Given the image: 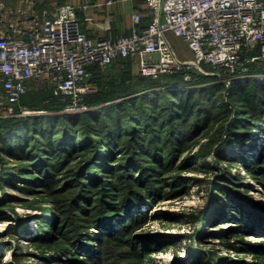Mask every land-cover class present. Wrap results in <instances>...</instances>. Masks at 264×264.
<instances>
[{
	"label": "rangeland",
	"instance_id": "374dc122",
	"mask_svg": "<svg viewBox=\"0 0 264 264\" xmlns=\"http://www.w3.org/2000/svg\"><path fill=\"white\" fill-rule=\"evenodd\" d=\"M30 1L0 0V30L8 28L12 21H24L30 16L40 22L50 12L47 9L43 14L38 8H30ZM38 1L37 6L44 7L45 10L46 5L55 0ZM172 45L180 60L191 59L183 41L175 37ZM130 64L126 69L130 74L129 80L136 83L137 78H140L137 76L136 63L131 60ZM258 66V71L252 70V73L263 77L264 62ZM108 67L103 68V71L108 72ZM119 69L118 67L112 72L118 76L121 72ZM259 80L248 85H264V78ZM101 87L97 86L96 92L91 95L97 94ZM162 87H156L159 93H150L151 100L154 99L153 96H161ZM171 88L187 91L183 86V89L181 86ZM223 92L222 100L229 103L228 94ZM35 93H39L36 87L30 86L17 108H29L22 105V101ZM142 93L144 92L139 91L130 97L137 99ZM45 97L42 96V107L34 111L45 112L40 117L60 114V111L46 109L50 99ZM113 102L115 101L99 104L97 108ZM117 110L116 114L122 115V129L125 132L128 124L125 108ZM44 122L48 128L51 126L53 133L50 139L56 142V146H67L68 143L61 138L60 129L56 126L59 124L49 120ZM139 125L142 127L143 124L137 123L135 126L140 128ZM225 126L226 121L222 118L208 124L179 152L175 165L170 168L169 157L166 155L171 146L167 145L164 137L162 141H157L156 144L166 153V171L164 167L161 170L162 166L156 165L147 154L139 155L146 159L142 162L144 168L155 166L161 171L160 180L149 179L152 180V185L149 181L147 183L148 186H153V191L159 196L155 195L148 202L131 208L128 217L111 223V229L100 230L84 224L87 230L82 240L87 243V248L72 247L69 236L62 235L58 225L60 211L68 209L67 204H71L73 194L83 189L81 185L85 182L81 181V175L78 174L89 160L88 155L82 156L86 150L83 153L74 151L72 160L62 166L59 162L66 156L65 153L52 155L41 151L44 155L41 156L50 165L48 169L54 174L48 182L30 162L38 156L39 146L45 145L46 141L40 134L48 133L47 130L39 127L34 131L33 127H29L24 133L27 138L24 148L17 147L20 140L12 144L14 153L22 154L23 150V159L10 155L9 146L3 147L6 143L3 134L4 138L0 140V264H83L85 260H88L87 264H264V251H260L264 247V179L257 178L258 175L252 171L254 162L258 161L264 147V128L255 133L254 137L238 138L230 146L229 153L217 162L214 152L218 148L219 133H223ZM73 140L77 147L88 142L83 134L73 135ZM117 142L120 143L121 140L118 139ZM101 143L98 150L101 156H106L107 168H112L113 164L118 165L123 160L118 158L123 153L119 151L125 150V145L115 146L112 155H107L105 143ZM203 155L206 159H200ZM122 156L124 158L125 154ZM100 167L95 164L89 170L101 178L99 182L102 184L109 181V177H105V170L99 171ZM144 168L139 171L138 167H133L132 182L144 175ZM117 176L121 178L120 173ZM88 181V185L96 187ZM47 185L51 188H47ZM117 188L118 192L109 194L120 200L128 187L123 183ZM135 189L136 186H132V190ZM99 199L100 189L91 196L90 203L84 205L86 209L90 208L87 215L95 211ZM238 204L241 206L239 209ZM248 214H256L258 217L251 229L244 225ZM46 220L50 223H46ZM7 222L11 223L10 226L3 227ZM127 226L129 229L124 232ZM119 230L125 234V243H112L107 239L106 233ZM10 233H14V236H10ZM39 233H53L50 236L51 243L38 242ZM9 253L11 258L4 260Z\"/></svg>",
	"mask_w": 264,
	"mask_h": 264
},
{
	"label": "trees",
	"instance_id": "16d2710c",
	"mask_svg": "<svg viewBox=\"0 0 264 264\" xmlns=\"http://www.w3.org/2000/svg\"><path fill=\"white\" fill-rule=\"evenodd\" d=\"M130 63V59L118 60L108 67V72L103 71V69L97 66L89 69L94 78L93 81L96 82L97 86L102 87L97 94L89 95L85 98V103L91 108L87 113L58 114L42 117L32 116L0 122V140H2L1 138H6V143H4L3 147L9 146L11 148L9 150L10 155L21 159L24 158L23 150L22 154L21 152L14 153L12 144L20 140L17 147L26 145L27 138H25L24 133L29 127H33L34 131L39 127L47 130L48 133L40 134L43 137L42 139L46 141L45 145L41 144L39 146L38 156L30 162L42 174V177L47 178L48 182L54 174L48 169L50 165L41 156L43 155L41 151L52 155L59 154L60 152L65 153L66 156L62 157L59 162L60 166H62L69 160H72L74 151L77 153L82 151L83 153V150H86L82 156L88 155L87 158L89 160L78 174L81 175L79 176L81 181L85 182L84 185H81L83 189L73 194L71 204H67L68 209L65 211L59 210L58 225L61 228L60 232H62V235L69 236V242L72 247L87 248V243L82 240L85 230H87L86 225L100 230L103 228L111 229V223L128 217L131 208L146 203L149 198L158 195L156 191H153V186H151L152 180L149 179L160 180L161 171L156 169L155 166H146L149 168H144L145 166L142 162L146 159H144V156L141 157L139 155L147 154L156 165L162 166L161 170H163L166 163L165 158L168 156V167L170 168L175 165L179 152L191 140L196 138L208 124L216 121L217 118H222L226 121V126L223 133H219L218 148L214 152V157L218 162L229 153L230 146L238 138L243 136L254 137L255 133L264 128V85L242 86L239 83H234L228 90L229 103H225L222 100L223 86L212 82L210 78L206 77H201L199 83L187 91L171 88L183 85L184 82L180 75L165 76L161 80L140 77L137 78L136 83H132V80H129L130 74L126 70L131 65ZM118 67L121 72L117 76L112 71ZM251 68L253 71H258L256 65L252 64ZM126 83L128 84L126 85ZM157 85L163 86L162 94L159 97L153 96L154 99L151 100L150 95L155 94ZM168 87L171 89H168ZM139 91H143L144 93L137 99L130 97ZM42 96L50 99V103L46 108L47 110H62V104L54 99L49 91L28 95L23 99L22 105L37 110L42 107ZM122 97L124 98L123 100H117ZM113 100L115 102L97 108V105ZM121 107L125 108L126 116H124L128 121L125 132L122 129V115L116 114L118 113L117 109ZM113 114L114 116H112ZM48 120L52 122L56 121L59 124L56 126L60 129L61 138L68 143L67 146H65L66 144L56 146V142L50 139L53 131L51 126L48 128V125L44 124V121ZM137 123L143 124L142 127H145L142 128L139 125L140 128H137L135 126ZM75 134L85 135L88 142L83 146L77 147L73 143V135ZM44 137H48V139ZM163 137L164 141L168 142L167 145L171 146V150L167 155L165 150H162L156 144L157 141H162ZM118 139L121 140L120 143L117 142ZM101 142L105 143L104 147L107 148V155H112L115 146L121 145L122 147V144L125 145V150L119 151V153L123 152L122 155L125 154V157L121 158L123 157L122 155L118 157L123 159L118 165L116 164L115 166L113 164L112 168H107L105 165L107 163L106 156H101L98 150V147L102 144ZM200 159H206V156L203 155ZM95 164L101 166L98 168L99 171L105 170V177H109V181L101 184L99 182L101 178H98L96 174L90 173L89 169ZM133 167H138L139 171L144 168V175H141L136 182L131 181L133 180L131 174ZM168 167H164V171ZM252 171L258 175L257 178L264 179V147L258 161L254 162ZM119 173L121 174V178L117 176ZM88 180L92 183V186L96 185V187L92 188L88 185ZM148 181L151 184L150 186L147 184ZM123 183L127 185L128 189L120 200L119 198L115 199L109 193L118 192L117 186ZM132 186H136L137 189L132 190ZM47 188H51V186L47 185ZM99 189L100 199L96 202L95 211L87 215L90 208L86 209L84 205L90 203L91 196L97 194ZM239 205L237 209L241 207ZM212 209L214 210L215 206ZM255 215L248 214L246 218L248 220L244 225L251 229L257 223L256 218L258 217ZM46 223L50 222L47 221ZM128 227L124 229V232H127ZM120 231L111 234L106 233L107 239H110L112 243H125L126 239H123V235L125 234L123 231ZM51 234L53 233L49 235L39 233L37 234V241L50 244ZM9 235L14 236V233H10ZM262 248L260 251L263 252L264 247ZM85 262L83 261L82 263L87 264Z\"/></svg>",
	"mask_w": 264,
	"mask_h": 264
},
{
	"label": "built area",
	"instance_id": "2783aa9c",
	"mask_svg": "<svg viewBox=\"0 0 264 264\" xmlns=\"http://www.w3.org/2000/svg\"><path fill=\"white\" fill-rule=\"evenodd\" d=\"M142 1L150 16L143 30L141 13L135 12L129 36L96 43L80 30L70 3L47 12L40 22L30 16L0 30V122L45 113L17 108L30 86L49 91L63 106L60 114L89 112L85 98L97 90L89 69L118 60H134L141 78L180 75L187 90L201 77L210 78L225 95L234 83L247 86L264 78L251 68L264 62V0ZM170 36L183 41L191 59H179ZM154 54L158 60L151 59Z\"/></svg>",
	"mask_w": 264,
	"mask_h": 264
},
{
	"label": "crops",
	"instance_id": "0c3cea01",
	"mask_svg": "<svg viewBox=\"0 0 264 264\" xmlns=\"http://www.w3.org/2000/svg\"><path fill=\"white\" fill-rule=\"evenodd\" d=\"M37 1L31 8H38L43 14L47 9L52 11L64 3L74 5L80 30L93 43L109 37L129 36L133 26L132 15L135 12L141 13V30L147 26L150 19L142 0H55L54 3L46 5L45 10L44 7L37 6ZM174 39V36L169 37L172 43Z\"/></svg>",
	"mask_w": 264,
	"mask_h": 264
},
{
	"label": "bare ground",
	"instance_id": "6f19581e",
	"mask_svg": "<svg viewBox=\"0 0 264 264\" xmlns=\"http://www.w3.org/2000/svg\"><path fill=\"white\" fill-rule=\"evenodd\" d=\"M13 195H14V192H13ZM10 224H11L10 222H7V223L3 224V227L10 226ZM10 258H11V253H9L7 256H5L4 260L10 259Z\"/></svg>",
	"mask_w": 264,
	"mask_h": 264
},
{
	"label": "water",
	"instance_id": "95a60500",
	"mask_svg": "<svg viewBox=\"0 0 264 264\" xmlns=\"http://www.w3.org/2000/svg\"><path fill=\"white\" fill-rule=\"evenodd\" d=\"M151 59L152 60H158L159 59V56L157 54H154V55L151 56Z\"/></svg>",
	"mask_w": 264,
	"mask_h": 264
}]
</instances>
